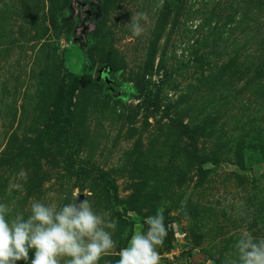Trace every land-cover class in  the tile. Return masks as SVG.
Here are the masks:
<instances>
[{"label": "rangeland", "instance_id": "rangeland-1", "mask_svg": "<svg viewBox=\"0 0 264 264\" xmlns=\"http://www.w3.org/2000/svg\"><path fill=\"white\" fill-rule=\"evenodd\" d=\"M75 2L0 0V202L90 200L117 222L99 264L163 209L161 264H232L264 238V0Z\"/></svg>", "mask_w": 264, "mask_h": 264}, {"label": "clouds", "instance_id": "clouds-1", "mask_svg": "<svg viewBox=\"0 0 264 264\" xmlns=\"http://www.w3.org/2000/svg\"><path fill=\"white\" fill-rule=\"evenodd\" d=\"M130 31L134 37L143 34L140 15L131 18ZM78 198L74 193L62 206L34 201L27 216L0 202V264H99L117 247V222L95 211L90 200ZM144 224L147 230L134 231L119 249L116 264H161L158 249L168 235L163 209ZM234 247L237 259L232 264H264V238L256 240L244 231Z\"/></svg>", "mask_w": 264, "mask_h": 264}, {"label": "trees", "instance_id": "trees-1", "mask_svg": "<svg viewBox=\"0 0 264 264\" xmlns=\"http://www.w3.org/2000/svg\"><path fill=\"white\" fill-rule=\"evenodd\" d=\"M85 31V29L83 30ZM91 33V32H90ZM84 61L87 58V54H83ZM84 72L86 74H89L90 70L88 68L84 69ZM80 83V78L78 75L74 73H69L67 76H64L61 78L57 90V96L55 99V108H56V116H62L65 119H69V108L70 103L72 101V93L74 92V89L77 87V85ZM124 93L127 92L126 87H123ZM137 92L136 96L137 98H141L142 96H145L146 94V84L142 82L136 89ZM193 140V137L191 138ZM167 221L165 220V223Z\"/></svg>", "mask_w": 264, "mask_h": 264}, {"label": "water", "instance_id": "water-1", "mask_svg": "<svg viewBox=\"0 0 264 264\" xmlns=\"http://www.w3.org/2000/svg\"><path fill=\"white\" fill-rule=\"evenodd\" d=\"M107 71H108V68L106 66H100L99 74H98L97 78H100L101 75L103 74V80L105 83H107L109 81L107 78V75H106Z\"/></svg>", "mask_w": 264, "mask_h": 264}, {"label": "flooded vegetation", "instance_id": "flooded-vegetation-1", "mask_svg": "<svg viewBox=\"0 0 264 264\" xmlns=\"http://www.w3.org/2000/svg\"><path fill=\"white\" fill-rule=\"evenodd\" d=\"M76 2V5H78V4H82L80 1L81 0H75ZM80 6H82V5H80ZM77 7V6H76ZM100 79H102L103 80V74L101 75V77H100ZM104 81V80H103ZM107 84H109V81L107 82Z\"/></svg>", "mask_w": 264, "mask_h": 264}]
</instances>
